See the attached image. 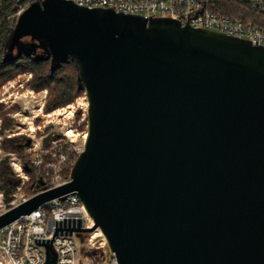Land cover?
<instances>
[{"label": "water", "instance_id": "obj_1", "mask_svg": "<svg viewBox=\"0 0 264 264\" xmlns=\"http://www.w3.org/2000/svg\"><path fill=\"white\" fill-rule=\"evenodd\" d=\"M22 53L75 63L87 136L71 179L0 213V228L75 191L94 222L84 230L99 229L119 264H264L263 45L37 0L6 57Z\"/></svg>", "mask_w": 264, "mask_h": 264}, {"label": "built area", "instance_id": "obj_2", "mask_svg": "<svg viewBox=\"0 0 264 264\" xmlns=\"http://www.w3.org/2000/svg\"><path fill=\"white\" fill-rule=\"evenodd\" d=\"M34 1L37 0H17V7L9 18L16 21ZM73 1L87 7L112 8L117 12L140 14L147 19L154 16H171L180 20L182 24L189 23L194 27L237 36L264 46V0ZM236 7L243 10L246 18L227 13L234 12ZM249 12L256 13L258 17L252 18ZM28 75L31 76V73ZM76 105L83 109L82 119L87 118L86 95L48 115L74 116ZM82 136L85 140L87 132ZM50 154L52 158L48 161L47 179L44 181V187L37 192L63 185L71 179L70 174L63 173L60 163V160L67 156L65 151L60 149L59 152L50 151ZM93 224L85 205L75 191L45 201L31 213L23 214L0 228V264H45L47 258L45 244L48 242H52L57 252V264H87L88 257L84 256L82 245L88 239L89 232L84 228ZM102 244V249L93 256L95 264H119L104 239Z\"/></svg>", "mask_w": 264, "mask_h": 264}, {"label": "rangeland", "instance_id": "obj_3", "mask_svg": "<svg viewBox=\"0 0 264 264\" xmlns=\"http://www.w3.org/2000/svg\"><path fill=\"white\" fill-rule=\"evenodd\" d=\"M248 14L252 18L258 17L253 12ZM31 77L28 73L21 74L0 89V169L3 167L7 173L6 179H2L0 173V213L34 194V189L26 190L24 187L29 175L23 168V158L30 159L36 175H40L45 181L48 161L52 158L50 151H65L67 156L60 163L63 173L70 174L81 148L84 147L85 140L82 135L87 132V118L82 119V107L75 106L74 116L48 115L65 105L46 112L44 104L47 90L34 91L29 86ZM69 128L73 129L74 134L68 137L65 133ZM6 144H11L12 148H6ZM15 182L19 186L14 193L5 195L6 185L13 187ZM100 233L99 229L90 232L82 245L83 254L88 257L87 264H95L93 256L102 249L105 238Z\"/></svg>", "mask_w": 264, "mask_h": 264}, {"label": "trees", "instance_id": "obj_4", "mask_svg": "<svg viewBox=\"0 0 264 264\" xmlns=\"http://www.w3.org/2000/svg\"><path fill=\"white\" fill-rule=\"evenodd\" d=\"M228 4L230 5V3ZM16 7L17 0H0V89L9 80L15 79L24 73H31L29 86L37 92L47 90V99L44 104L46 112H51L60 106L74 102L77 97L85 93L78 88V70L73 61H64L53 69V58L51 56L40 58L34 54L22 53L13 59L6 57L9 45L13 40L15 25V21L9 18V15ZM233 11L227 13L245 17L242 13L243 10L239 7H236ZM15 53L17 54L16 50ZM5 147L12 148L11 144H6ZM22 164L29 175V180L24 185L25 189H34V193L41 190L44 187V181L40 175H36L35 167L31 164L30 159L23 158ZM2 169H0L1 178L6 179L7 173L3 167ZM17 186H19L18 182H15L13 187L6 185L7 189L4 194L11 195Z\"/></svg>", "mask_w": 264, "mask_h": 264}, {"label": "bare ground", "instance_id": "obj_5", "mask_svg": "<svg viewBox=\"0 0 264 264\" xmlns=\"http://www.w3.org/2000/svg\"><path fill=\"white\" fill-rule=\"evenodd\" d=\"M74 133H73V130L72 129H68L67 131H66V135H68V136H70V135H73ZM101 234V233H100Z\"/></svg>", "mask_w": 264, "mask_h": 264}]
</instances>
